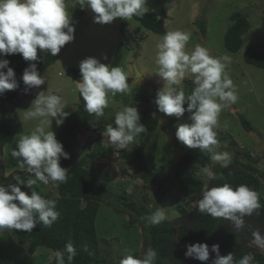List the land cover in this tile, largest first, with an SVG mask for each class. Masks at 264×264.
<instances>
[{
  "label": "clouds",
  "instance_id": "1",
  "mask_svg": "<svg viewBox=\"0 0 264 264\" xmlns=\"http://www.w3.org/2000/svg\"><path fill=\"white\" fill-rule=\"evenodd\" d=\"M76 3L81 9H90L94 13V22L98 24H110L116 18L128 21L133 17H143L148 11L147 0H76ZM74 33L75 27L71 24L65 0H0V56L20 54L24 60L32 62L38 61V50L56 56L63 46L74 40ZM190 36L189 32L181 30L168 31L157 43L155 74L163 81V88L157 92L153 103L158 112L174 116L178 120L186 112L189 113L190 123L177 124L176 139L188 148L207 151L211 154V160L227 168L231 163L230 153L217 152L216 148L219 142L230 137H217L215 129L222 109L237 100L235 86L226 71L231 58L213 57L208 49L199 44L188 51L186 46ZM9 63L7 59H0V95L20 87ZM79 71L81 78L74 82L75 90L84 101L85 111L97 119L104 115V110L109 105V93L114 97L117 93L131 91L127 74L118 65L104 64L97 58L88 57L80 62ZM60 75L65 76V70ZM185 78H191L195 85L187 96L180 87ZM22 81L27 94L31 89L44 85L46 78L38 71L37 63H30L24 69ZM47 91L48 94L40 91L30 108L24 111L25 120H35L38 123L30 134L20 135L10 155L16 160L17 167L24 172L21 175L27 173L29 178L21 179L16 176L15 184L12 180L7 187L0 185V232L21 230L30 233L37 223L51 227L61 215L57 210V202L46 199L33 187L38 183H66L68 179L69 169L61 167L60 159H69L70 156L57 140L51 125L55 119L56 125L61 126L70 113L65 111L66 103L60 95ZM152 118H156V112L152 113ZM140 120L137 107H122L115 114V126L108 124L101 133L104 138L100 139V144L127 148L142 133H147V128ZM97 128L100 129L98 126ZM92 132L94 131H86L89 135ZM95 133L99 136V131ZM11 144L12 141L3 146L4 150ZM253 156L260 158L257 170L264 173V165L261 166L263 154ZM113 161L120 165L118 160ZM1 163L0 173L5 175V170L9 171L11 168L5 169ZM209 167L198 170L203 169L215 179V174ZM120 171L122 174L121 166ZM21 185L31 189V194L22 191ZM192 196L196 197L193 200L199 199L195 203L200 213L229 220L237 231L244 228V217L252 215L261 207L259 194L246 184L233 187L224 183L211 188L205 185L201 194ZM143 219L151 226L158 225L166 216L161 209H157ZM252 236L253 243L264 249V234L257 230ZM185 247V258H192L203 264L209 261L210 253H215L212 264H252L254 260L251 253L244 255L238 262L234 260L232 252L221 255L219 244L209 246L207 243L196 242ZM76 255V248L71 241L63 249L54 252L56 264H73ZM157 255L155 249L148 248L143 251L142 257L124 255L120 264H155Z\"/></svg>",
  "mask_w": 264,
  "mask_h": 264
},
{
  "label": "rangeland",
  "instance_id": "2",
  "mask_svg": "<svg viewBox=\"0 0 264 264\" xmlns=\"http://www.w3.org/2000/svg\"><path fill=\"white\" fill-rule=\"evenodd\" d=\"M70 2L73 4L66 10L70 21L73 22L72 25L75 27L74 40L63 46L64 50L59 60L40 73L46 78L45 84L38 89H31L27 94L25 92L21 93L18 100L19 105L11 115L16 118L21 131L14 136L11 145H8L5 150L3 148V154H0L1 166L5 169L11 168L9 171L5 170V175L0 173V185L7 187L14 180V177L21 176L24 173L17 167L16 160L10 155L20 135L30 134L38 123L35 120H25L24 111L30 108L32 101L40 91H46L45 94H48L47 90L63 98L66 103L65 111L71 113L77 109L80 100L79 93L75 90L74 82L76 80L68 76L66 70L69 66L78 67L80 62L88 57L97 58L104 64L120 66L127 74V82L131 89L129 93H117L114 97L109 93V105L105 108L108 111L104 110L105 118H96V122H100L101 127L98 131L103 133L108 124L115 126L109 116L115 114L113 110L116 108H120L121 105L122 107L137 106L141 117L140 122L147 128V133H142L127 148L131 150L135 146H140L145 152L147 164L156 173L162 176L173 175L177 163L184 157L186 150H191V148L179 142L175 136L177 124L190 123L188 119L190 114L186 112L178 120L174 116H166L158 112L156 105L153 103L157 92L163 88V81L155 74L157 68L155 54L156 45L164 34L140 28L135 18L128 21L116 18L110 24L95 23L93 19L94 13L90 9L86 7L81 9L76 2L72 0ZM167 9H170V11L168 12L169 17L166 18V31L181 30L189 32L191 36L186 46L188 51H191L195 45L199 44L208 49L209 54L213 57L229 56L231 58L226 71L235 86L237 100L235 103L223 108L218 116V126L215 129L217 137L230 135V138L219 142L216 151L230 153L231 163L236 159L237 150L249 151L252 156L260 153L263 154L261 166L264 165V71L244 60V50L247 47L256 43H264V0H168ZM81 10L87 11L88 16L86 19H84L85 15L81 16ZM236 11L248 16L251 27L243 36L244 43L241 50L231 52L225 47L224 36L232 23L231 15ZM123 22L131 30L130 40L122 39L121 41L120 27ZM203 26L204 33L202 31ZM133 54L135 57L131 65L133 74L132 77H129L131 70L128 64L132 60ZM4 58L5 56H0V59ZM135 63L138 70L141 66H144L146 73L138 77L134 69ZM64 70L65 76H61L60 73ZM180 87L183 88L187 96L191 94V89L195 85L191 78H185ZM142 93L147 94L148 100L139 95L140 99L143 98L144 100L139 102L137 94ZM123 97L126 100L122 104L123 100L121 98ZM118 110L120 111V109ZM153 112H156L155 119L152 118ZM240 115L245 116L251 122L252 131H247L243 127ZM61 126L58 127L55 119H53L51 130L56 134V138ZM85 133L86 131L79 134L78 151L81 152L82 156L92 152L94 145L96 147L98 137L95 132H92L91 135L88 134L89 132ZM101 138H104L102 134ZM231 138L235 141V145L229 143ZM106 143H109L108 140H106ZM224 147L225 149H223ZM98 162L93 159L95 165H99ZM101 162L107 164L106 171L102 173L101 179L103 181L106 179L105 183L110 184V196H119L122 191H127L129 194H133L135 200L140 201L141 195H144L147 197L145 202L148 205L149 213L152 214L157 209H161L166 216L163 221L172 220V226L176 229L182 225V222H177L175 219L181 216L184 211L191 212L194 210L195 202L199 200H193L196 197L192 196V194H183L176 189L166 194H161L156 186L150 184L145 186V182L137 175L140 171L139 167H131L127 172L118 174L117 168L120 169L118 163L112 162L109 158L102 159ZM213 163L216 164L217 162L213 161ZM213 167L209 168L213 169ZM212 169H210L211 172ZM258 174L261 176V172ZM197 175L203 178L205 185L208 186V181L211 177L203 169L198 170ZM57 186L58 184L43 185L38 183V185L33 187L39 193L42 190L46 191V193L50 191L52 193L51 196H55L59 194ZM23 187L21 185V190L25 192ZM27 189L30 192L29 194H31V189ZM191 199L193 200L192 202H187V200ZM106 201L108 203H105V207L111 210L106 213L100 212L99 216L107 217H104V221L100 222L98 220V240L102 256L107 257L112 263L119 262L115 264H120L121 258L126 254L142 257L140 252L145 248L144 232L142 229L140 231L136 230V228H139L138 224H128L129 220L128 216H126L134 214L127 211L124 207L125 202L124 200L120 201V197L112 200L107 199ZM253 215L257 217L255 212H253ZM108 218L110 220L119 219L120 226H109L105 223ZM247 218L248 216H245L244 220ZM220 222V225H222L225 223V219L220 218ZM126 225H130L131 228L127 229ZM7 232L8 230L0 232V239ZM12 239L17 240L13 236ZM180 242L175 237L173 238L172 250L170 256L167 257L171 264H173V258L177 261L183 260V247L182 244H178ZM13 249L6 239L5 241L0 240V264H47L50 258L43 259L41 257H54V254H50V252L54 253L52 250H48V254V251L43 250V248H39V251L28 256L29 243L25 245V252L23 251L20 258L16 250ZM89 249V246L85 245L84 250Z\"/></svg>",
  "mask_w": 264,
  "mask_h": 264
},
{
  "label": "trees",
  "instance_id": "3",
  "mask_svg": "<svg viewBox=\"0 0 264 264\" xmlns=\"http://www.w3.org/2000/svg\"><path fill=\"white\" fill-rule=\"evenodd\" d=\"M67 1L70 2V0H65V2ZM72 1L76 2V0ZM167 1L147 0L148 11L143 17H134L138 20L140 28L165 34L167 32ZM80 14L83 16L85 13L81 10ZM231 21L232 23L224 36V44L229 51L238 52L243 47V36L249 31L251 23L248 16L240 11H236L231 15ZM202 31L203 33L205 32L204 26ZM120 33L124 39L130 40L131 30L125 22L121 24ZM37 54L39 59L35 62L24 60L20 54L6 55L4 58L9 60V67L14 69L16 80L20 87L0 95V154L3 151V146L11 142L14 136L21 131L17 120L9 114L18 107V100L21 93L24 92L25 86L22 81L24 69L30 63H37L38 71L41 73L58 59V54L52 56L46 51L40 52L38 50ZM244 60L264 71V43H256L247 47L244 50ZM66 73L74 80L81 78L79 66H69ZM137 95L139 102L144 101L143 98L148 100L147 94ZM139 95L143 98L140 99ZM79 100V106L64 120L57 133L58 141L63 144L64 150L70 156L69 159H60L61 167L69 169L67 182L58 183V195L51 196L52 193L50 191H47V193L44 190L40 191V194L46 199H52L57 202V210L61 215L51 227H45L42 223H37L36 228L30 233L21 230H8L1 239L2 241L6 239L10 243V247L16 250L19 258L22 257L27 243H29L28 256H31L39 251V248L55 252L57 249H63L65 244L71 241L77 251L73 264L119 263L118 261L112 263L107 257L102 256L98 240V220L101 222L104 221V217H107L99 216L100 212L106 213L111 210L105 207V203H108L106 200L120 197V201L124 200V207L127 211L134 214L126 215L129 220L128 224H138L139 228H136V230L140 231L142 229L144 232L145 248L143 251L145 252L148 248H153L157 251L158 255L155 264H171L167 257L170 256L174 237L181 241L178 244H182V255L184 257L185 245L202 242L207 243L209 246L219 244L220 254L227 255L232 252L234 260L237 262L244 255L251 253L254 256L252 264H264V249L257 247L253 243L252 236V233L257 230L264 234V174L261 172V176L260 174L257 175L259 172L256 165L260 161L259 157L252 156L249 151L237 150L235 161L225 168L220 163L214 164L213 160L210 159L211 154L207 151L188 149L184 157L177 163L173 175L162 176L147 164L145 152L140 146H135L129 150L128 148H117L112 144L101 145L102 131H99L96 147L90 154L82 156L81 152L78 151L79 134L92 130L97 132L99 130L97 126L101 127L100 122H96V117L89 115L85 111L84 101L80 96ZM121 100H123V104L126 98L123 97ZM121 107L122 105L120 108L113 110L114 113L116 114L119 111L118 109L121 110ZM115 114L109 116L112 122H114ZM104 118L105 116L103 115L102 119ZM240 119L247 131L253 130L251 122L245 116L240 115ZM226 137H230V135ZM229 141L231 145H235V141L232 138ZM108 158L109 160H118L122 172H127L131 167H139L138 177L145 184L156 186L161 194H166L174 189L183 194H201L205 188V180L197 175V170L201 167L205 168L212 165L214 166L212 173L215 174L216 178H210L208 181L209 188L224 183L231 184L233 187L246 184L259 194L261 207L255 211L257 217L253 214L248 216L245 219L244 228L239 231L235 230L232 223L226 219L225 223L220 225V218H213L210 215L200 213L196 205L194 210L191 212L185 211L175 219L177 222H182L183 225H180L178 229L172 226V220L150 226L143 219L146 215H151L145 202L147 200L146 196L141 195L140 201L135 200L133 194H129L127 191H122L119 196H110V184L105 183L106 179L104 181L101 179V175L106 171L107 166L101 160ZM93 159L99 161V165H95ZM20 178L28 179L29 174H23ZM15 183L16 180H14L13 184ZM24 189L27 194L30 193L26 187ZM105 223L111 227L120 226L119 219L110 220L108 218ZM126 227L127 229L131 228L130 225H126ZM12 236L17 238V240L12 239ZM138 238L140 239L139 235ZM85 245L89 246L90 249L84 250ZM47 253L49 254V251ZM50 254L54 253L50 252ZM47 257L49 256H42L41 258L47 259ZM184 257L180 261L173 258L172 263L203 264V262L198 260ZM213 259H215V253H210V259L206 264H212ZM47 264H56L55 258L52 257V260H49Z\"/></svg>",
  "mask_w": 264,
  "mask_h": 264
},
{
  "label": "crops",
  "instance_id": "4",
  "mask_svg": "<svg viewBox=\"0 0 264 264\" xmlns=\"http://www.w3.org/2000/svg\"><path fill=\"white\" fill-rule=\"evenodd\" d=\"M71 4H73V3H71V2H69V1H67L66 2V9L68 8V7H70L71 6ZM167 6H168V1H167V3H166V10H167V18L169 17V14H168V12L170 11V9H167ZM147 7V6H146ZM147 9H148V7H147ZM84 15H85V17H84V19H86L87 18V11H84ZM134 18V17H133ZM137 22H138V20H136ZM139 23V22H138ZM71 24H73V22H71ZM139 26H140V24H139ZM80 28V27H79ZM122 39L123 40H125L124 39V37L121 35V41H122ZM64 50V47H62V49L60 50V52L58 53V59L57 60H59L60 59V56L62 55V51ZM133 58H135L134 57V54H133V57L131 58L132 60L129 62V64H128V66L130 67V70H131V72H130V75H128L129 77H132V74H133V71H132V62H133ZM56 60V61H57ZM140 72H141V74H144V73H146V69H145V67L144 66H141L140 67ZM133 84H135V83H133ZM235 108V107H234ZM236 108H238V107H236ZM239 109V108H238ZM48 258H50V257H48Z\"/></svg>",
  "mask_w": 264,
  "mask_h": 264
},
{
  "label": "water",
  "instance_id": "5",
  "mask_svg": "<svg viewBox=\"0 0 264 264\" xmlns=\"http://www.w3.org/2000/svg\"><path fill=\"white\" fill-rule=\"evenodd\" d=\"M134 69H135V72H136V75L139 77L141 76V73L139 72L137 66H136V63L134 64Z\"/></svg>",
  "mask_w": 264,
  "mask_h": 264
},
{
  "label": "built area",
  "instance_id": "6",
  "mask_svg": "<svg viewBox=\"0 0 264 264\" xmlns=\"http://www.w3.org/2000/svg\"><path fill=\"white\" fill-rule=\"evenodd\" d=\"M117 170H118V172L121 174V171H120V169H119V168H117Z\"/></svg>",
  "mask_w": 264,
  "mask_h": 264
},
{
  "label": "bare ground",
  "instance_id": "7",
  "mask_svg": "<svg viewBox=\"0 0 264 264\" xmlns=\"http://www.w3.org/2000/svg\"><path fill=\"white\" fill-rule=\"evenodd\" d=\"M221 147V146H220Z\"/></svg>",
  "mask_w": 264,
  "mask_h": 264
}]
</instances>
